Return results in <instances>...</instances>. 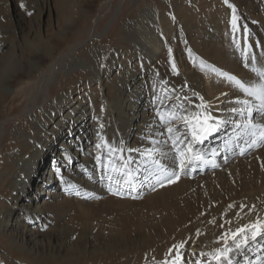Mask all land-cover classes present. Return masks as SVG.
Wrapping results in <instances>:
<instances>
[{
	"label": "rangeland",
	"instance_id": "obj_1",
	"mask_svg": "<svg viewBox=\"0 0 264 264\" xmlns=\"http://www.w3.org/2000/svg\"><path fill=\"white\" fill-rule=\"evenodd\" d=\"M110 1L106 4V0H1L0 165L12 161L14 154L19 151V147H33L34 151L30 154L37 153L38 159L29 176L36 179L42 170L48 171L44 175L45 181H47L49 172H51L50 184H52L48 188L44 184L41 185L38 178L35 180L38 186H32V183L25 185L26 191L20 198L7 199V206H5L8 208L10 204L11 214L9 225H11V230H14L15 218L18 219V217L27 214L19 222H23L26 226L30 225L27 229L31 228V232L37 231L36 234L39 232L40 235L47 236L48 239L55 234L56 240L62 243L65 240L68 252L54 253L51 251L50 245L53 240L45 241L43 237L37 238L40 250H43L45 255L44 245H46L48 248L46 256L55 257L53 258L55 264H64V261L70 257H72V264H164L165 260L171 261L175 254L173 252L170 256L169 249H173L181 242H184L182 252L185 261L194 264L195 259L200 258L201 252H194L196 256L192 258L191 243L195 240L205 239L208 225L214 227L216 224H223L224 217L229 218L228 213L233 209V204L242 203L248 195L247 193L256 187V184L253 183L255 176L253 177L254 173L250 171V163L255 161V167L264 175V142L258 143L253 149L250 147L251 150L245 152L246 145L250 144V138L242 140L241 136H247V134L239 135L240 132H238L231 140L223 143V146H219L217 151L220 154H217L215 148L210 146L205 149L209 153L203 154V151H200L206 159L214 160L216 165L222 161L225 166L219 164L217 167H212L211 164L195 162L181 173L179 180L171 184L165 183L163 187L159 186L155 180L152 181L151 187L146 192L139 191L137 187L135 191L126 189L124 196L113 195L109 192V181L107 180V183L105 181L107 177L104 175L101 179L98 176L100 170L102 173L105 171L104 164L109 159V153L103 147L101 137L109 145L123 148L124 151L121 155L125 160L135 157L139 165H142L143 162L149 164L154 178L156 167L151 161L146 160L147 152L154 148L161 150L156 153L155 158L159 159L165 168L179 170L176 158H173L174 160L169 163L166 162L171 146L163 144L161 137L167 140L165 134L161 136L158 131L159 135L156 136L155 131L144 130V128H155L160 120L158 112H164V109L161 108L156 110L150 101H161L170 94L172 95V93H161L160 83L155 81L156 79L152 82L153 90L149 89L145 82L141 85V88L144 89V96L140 97L139 102L146 98V102H149L151 107L146 108L147 113L142 118V123L132 120L131 125H134L136 129L128 133L132 127H129L128 131H126V127L123 131L122 122L120 124V122L110 121L111 117L109 116L112 110L115 111L116 117H122L124 114L120 109L122 100L113 91L115 87L118 88L117 81L122 80V77L128 81L131 78L128 76L133 72L137 74L138 68H141V63L136 57L128 59L127 56L130 53L124 52L123 47L126 44L125 37L122 35V26L126 23H138L139 18H142L140 15L145 11L153 13L158 21L167 19L172 22L175 27L174 34L179 42L178 45H173L172 41L167 44L164 41L161 45L164 46L163 50L169 51L171 48H178L177 50L182 51L181 56L185 62H188V65L204 79H207L210 75H216V71L226 72L224 69L218 68L216 64L212 65L209 61H200V59H198L201 62L198 64L200 69L193 65V55L189 49L193 38L185 41L188 33L183 32L184 28L187 32L190 29L193 32V27L190 28V26L195 23L191 21H201L203 20L202 15H207L209 9L220 8L222 9L220 13L223 11L224 14L226 32L229 37L231 36L228 43L233 55L237 53V57H239L240 54L244 56L248 54L247 50L244 52L241 50L243 45L239 46L236 39L239 43H247V48L251 47L253 54L258 55L264 51V0H250V3L259 2L258 10L251 15L247 14L250 10L249 7L246 8L247 10L239 8L234 0H228V4L225 3V0ZM21 4L24 7H21ZM229 4L236 9V15L239 18L238 31H233L231 24L233 13ZM187 7L189 10L184 14ZM29 12L32 14L29 15ZM174 14H178L179 17L173 18ZM194 15L198 16L192 18ZM16 19H23L22 21L26 24L17 28L14 26ZM28 25L30 30L29 33H26ZM245 27L249 28L247 33ZM149 29L151 30L150 27ZM160 40L163 41L161 38ZM174 44L177 42L174 41ZM113 51L118 52L115 56L117 62L109 67V57ZM197 56L201 55L197 54ZM236 59L239 63L241 62L239 58ZM55 60L61 61V64L57 67L53 80L49 83L45 93H42V84L41 90L34 91V98L29 99L23 90L27 86L33 85V82L36 83L42 74L47 73ZM121 61L122 63H120ZM175 62L180 63L177 59ZM241 63L238 66L242 68ZM178 67L181 68L180 65ZM243 68L246 70L245 78L247 75L248 78L253 77L254 81L257 79L249 64ZM180 72L183 73V71ZM231 75L246 82L237 73ZM116 78L117 80H115ZM137 86L140 87L139 84ZM168 87L175 91L176 88H180L179 90L184 96V100H179L180 102L174 106L175 110L183 107L186 111L189 110L188 112L202 111L198 107L201 104L199 99L192 102L185 101L188 95L196 93L186 88L187 84L184 85L185 90L181 86L175 87V89L171 85ZM125 88L128 91L121 97H129V102L133 103L135 100L133 99L134 91L127 85H124ZM137 92L141 93L140 90ZM151 92L152 98L148 95ZM225 95L226 93H223V96L227 97ZM62 98L63 101L59 102ZM245 98L243 94L241 99ZM58 105L59 109L53 108ZM50 107L53 110H49ZM211 109V107H207L205 110L207 114ZM214 109H220V105H216ZM72 111L77 112V116L87 115L90 121L86 122L89 126L86 128V132L82 133V128L80 137L77 136L81 145L74 153V162H70L69 168L72 171H68V175L66 174L67 168L63 167V162L61 161V165L57 164L59 162L57 153H60L61 156L65 154V160H68L70 156L67 157L68 153L72 154L74 151L73 144L77 137L71 134L69 128L72 120L67 116ZM261 118L263 117L261 116ZM233 119L242 120V118ZM176 122L178 121L174 123ZM176 126L185 129L181 121ZM239 131L243 132L244 130L239 128ZM129 134L131 136H127ZM129 138L131 139L129 140ZM18 139L22 141L17 142ZM207 139L208 136L203 144L208 142ZM153 141H161V143H151ZM215 143L222 145L220 140ZM227 143L229 147L234 146L235 151V154L230 157L233 159L228 164H226L228 161L227 152L230 151L225 149ZM63 144H67L72 150L68 151V149L62 148ZM98 144H101L102 147L97 148ZM29 148L24 154L29 151ZM129 149L135 150V153H131L130 157L126 155L129 153ZM242 149L244 150L243 154L238 155V151ZM213 152L216 153L215 156L212 155ZM97 156L102 157L100 162L97 161ZM57 158L58 160H56ZM89 161L95 163V165L92 164L93 169L83 167L84 163L90 164ZM236 165L248 171L246 178L239 177L242 176V173ZM231 166H234V171L229 172L227 169ZM218 167H222V169ZM35 169L38 170L34 171ZM70 177L73 178L71 179L72 184L77 186L67 192L60 189V184H65ZM135 180L139 187L146 185L147 179L142 175L136 176ZM76 192H79V195H76ZM16 193L13 192L14 198ZM53 194H59L57 195L59 200H52L50 196ZM60 197L62 198L60 199ZM3 199L6 201L5 197H0V207L4 203ZM34 199L38 201V206L42 205V208L44 206L48 208V213H44L45 218H43V213L38 215L36 211L35 213H29L26 209L23 211V207L34 208ZM62 199L64 202L61 203ZM52 201L60 204V209L57 212L49 209ZM230 205H232L231 208ZM0 212H2L1 208ZM30 216H34L36 219ZM35 220L36 222H34ZM20 230L23 231V228ZM0 231H2V224H0ZM261 258H264V253ZM236 259L240 260V264H245L247 261L243 256L234 258V261ZM4 261L6 264L20 262V260L10 258L0 243V264Z\"/></svg>",
	"mask_w": 264,
	"mask_h": 264
},
{
	"label": "bare ground",
	"instance_id": "obj_2",
	"mask_svg": "<svg viewBox=\"0 0 264 264\" xmlns=\"http://www.w3.org/2000/svg\"><path fill=\"white\" fill-rule=\"evenodd\" d=\"M108 1L109 0H106V4H108ZM234 1L238 5L237 7H239V8L241 7L242 9L247 10L246 8L249 7L250 10L247 13L248 15L254 14V12L258 10L257 5H259L258 4L259 2L250 3V0H234ZM0 3H1V0H0ZM188 10H189V7H187L185 11L183 10L184 14H185V12L187 13ZM221 10L222 9H220V8L209 9V12L207 15H204V16L202 15L203 20L198 21V22L191 21L192 23H195L192 26H190L191 24L189 22L190 28L193 27V32H191V29L189 32H187L186 29L184 28L183 32H185L186 34L188 33L187 34L188 37L186 38L185 41H189L191 39V37L193 38L192 39L193 43L190 45L191 48L188 47L189 49H191V52H192L191 54L193 55V60H192V62H194L193 65H195L198 69H200L198 67V64L201 62H199L198 59H200V61H206V62L209 61L210 64H212V65L216 64V66H218V68L224 69L225 72L230 73V75L237 73L242 79H244L246 81V83L247 82H253L254 81L253 77L248 78V76L246 75V78H245V74H246L245 71L246 70L243 67L247 66L248 64L250 65V67H253V61L251 58L252 56H254L256 58L255 59V66L264 67V51L260 52L258 55L253 54L251 47L247 48V43H244V42L239 43L238 39H236V43L239 44V46L243 45V49L241 48V50L243 52L245 50H247L248 54H247V56L240 54L239 57H237V53H235L233 55V53L230 51V46L228 43V40L231 39V36L229 37L228 33L226 32L227 27H226L225 21L223 20V18H224L223 11H222V13H220ZM197 12H195V13H197ZM140 16L142 17L141 18L142 20L139 18L138 23H131V24L126 23V24H124V26H122V35H124V37H125L124 42L126 44V46L123 47L124 52H126L127 54L130 53L127 56L128 59L136 57L141 63V68H138L137 74H135L134 72L131 73V75L128 76V77H131L128 81L125 79V77H122V80L117 81L118 88L115 87L113 91H114L115 95L118 94V97H120L122 100L121 101L122 103H120L121 104L120 109L122 112H124V114L122 117H116L114 114L115 111L112 110L110 113V116H109V117H111L110 121H112L113 123L120 122V124L122 122L123 123V129H122L123 131H125L126 127H127L126 131H128L129 127H132L128 131V133H130V131H132L133 129H136V127H134V125H131L132 120L139 121L140 123H142L143 122L142 118L145 117V115L147 113L146 108L151 107L149 102L148 103L146 102V98L144 101L142 99L139 102L140 97L144 96L143 95L144 89L141 88V85L143 82H145L147 87L149 89L153 90L152 82L154 79H156L155 81H158L160 83V92L161 93L162 92L172 93V95L170 94V96L166 95L167 97L162 99L161 101H159V100L158 101L155 100V102L150 101V103L153 106H155L156 110L160 109V108L164 109L163 110L164 112L165 111L171 112V111L175 110L174 106H176L177 102H180L181 100L183 101L184 96H183L182 92L179 90L180 88L179 89L176 88V91H175V90L170 89L168 87V85H171L173 87V84H175L173 87L174 89H175V87L181 86V88L185 90L184 85L187 84L186 88H189L190 91H195L196 93L192 94V95L187 94L188 96H187L185 101L192 102L195 99H199L196 95L198 93L200 97H203L204 103L207 105V107L212 108L208 112V115H210V116H212L218 120H225L228 122L230 121L229 123H226V124H223L222 126H220L218 130L213 131L211 138H210V134L207 135L208 136V139H207L208 142H206L205 144H203V143L195 144L194 148L196 151H198V152L203 151V154L209 153L208 150H205L207 146L215 148V150L217 151L219 149V146H223V143H226L228 140H231V138L236 133L240 132L239 135L244 134V131L243 132L239 131V128H236L235 125L232 123V120H235L233 118H241V117L230 112V109L232 107H239V105L236 104L235 101L237 99H241V97H243V93H241L231 82H229L226 79V77L217 76V74H216V75H210L209 77H207V79H204L195 69H193L190 65H188V62H185V60L181 56L182 51L177 50L178 48H175V49L171 48V53H170V51L163 50L164 46H161V45L163 44L164 41L166 44L169 41H172L173 45H178V42H179L177 40V37L174 34L175 27H173L172 22L168 21L167 19L162 20V21H158L155 19L154 14L149 12V11H145V13L143 12ZM197 16L198 15H194V16H192V18L197 17ZM178 17H179L178 14H174V16H173V18H176V19ZM22 20H20V19L14 20V26L19 28L20 26H22V24H26ZM149 27L151 28V30L149 29ZM247 29H249V28H247ZM29 30H30V27L28 25L26 33H29ZM116 37H117V35L115 36V38ZM160 38L163 41H161ZM237 38H238V35H237ZM174 41H176L177 44H174ZM112 53L113 54H110V57H109L110 58L109 63H108L109 67L113 66V64L115 62H117L115 60L116 59L115 56H116V54H118V52L113 51ZM197 54H199L201 56H197ZM185 57L187 58V56H184V58ZM144 58H145V60L143 61ZM236 58H239L240 61L242 62V63L240 62L241 65L243 66L242 68L239 67L240 63ZM176 59L180 63H176L175 62ZM120 63H122V61ZM173 63H175V65H176L178 74L173 73V71H172V64ZM60 64H61V61H59V60L53 61L49 70L47 71V73L42 74L40 79L36 83L33 82V85H29L25 89L23 88L24 89L23 91L28 95L29 99L34 98V95H35L34 91H40L41 90L42 84H43L42 93H45L46 89L49 86V83L53 80V77H54V74L56 73L55 71H56L57 67ZM179 65L181 66V68L178 67ZM180 71H183L184 74L181 73ZM115 80H117V78ZM138 84L140 85V87L137 86ZM124 85L129 86V89H132V91H134V94H133L134 97L133 96L132 97L135 100L133 103H131V101L129 102V97H126V96H123V98L121 97L122 95L126 94L128 91L127 88L124 89ZM36 86H38V87H36ZM34 87H36V88H34ZM137 90H140V92L142 94L137 92ZM165 91H167V92H165ZM223 93H226L225 96H227V97H224ZM148 95L150 98H152V92ZM204 97H206V98H204ZM62 101H63V98L60 99L59 102H62ZM125 105H127L126 108H128V109L123 108V106H125ZM216 105H220V109H214ZM55 107H56V109L57 108L59 109V105H58V107L54 106L53 108H55ZM53 108L50 107L49 110H53ZM152 109H154V108H152ZM77 114H78L77 112L75 113L74 111H72V113H69L67 115V116L71 117V120H72V123H71L70 128H69V129H71V134L72 135L74 134L76 137L80 134V132L82 131V128H83L82 133L86 132V128L88 126L86 122L90 121V119L87 118V115L77 116ZM263 118H261L260 115H256L255 121L257 123H264ZM236 120L239 121V119H236ZM212 122L213 121H210L209 123H212ZM178 123H179V121L176 123H173V127H177L176 124H178ZM156 125L157 126L155 128H153V127L144 128V130L155 131L156 136H158L159 132H160V133L165 134V136L168 138V134L166 132V125L162 124L160 120L158 121V123ZM88 128H89V126H88ZM178 128H179V133L185 138V142L186 143L191 142L192 137H191L189 130L186 127H185V129H180L181 127H178ZM88 132H89V129H88ZM127 136H131V134H129ZM79 137H80V135H79ZM99 137H100V135H99ZM241 137H242V140L249 137L250 143H251V139H252L251 136L247 135V136H241ZM161 138H162V141L166 140L164 137H161ZM130 139L131 138H129V140ZM143 139H145V138H143ZM217 140H220L222 142V145H218L217 143H215ZM20 141H22V140L18 139L17 142H20ZM86 141H87V139H86ZM236 141H237V139H236ZM151 143H153V142H151ZM235 143H237V142H235ZM163 144L171 146L170 141L167 144H165V143H163ZM80 145H81V142L78 141V137H77L76 141L73 144V148H74L73 153L72 154L68 153V155H67V157L70 155L68 157V160H65V157H64L65 154H63L61 156L60 153H57L58 158H59V162L57 164L61 165V161H62L63 167L67 168L66 174H68V175H69L68 171H70V172L72 171V169L69 168L70 162H74V153H76L78 151V149L80 148ZM203 145H205V147H203ZM227 145H228V143L226 144L225 149L229 150L230 152H227L228 161L226 164H228L233 159L230 157H232V155L235 154L234 146L229 147ZM165 147L168 148L167 146H165ZM28 148H29V146H24L23 148L19 147V149H18L19 151L16 154H14V158L12 161H10L8 164L2 163L0 165V197L6 198V201L3 199L4 203H2V206L0 207L2 210V212H0V224H2V231H0V243L3 245L5 250L8 252V256L10 258L20 260V262L18 264H55L54 259H53L55 257H52V255H50L52 258L46 256L48 253L47 246L44 245L45 246V255L43 254L44 251L40 250V248H39V243H37V241L39 239H37V238H41L43 236L40 235L39 232H38V234H36L37 231L31 232V230H32L31 228L27 229V227H30V225L26 226V225H24L23 222L22 223L19 222V220L21 221L23 219V217L27 216L26 213H25L26 215L20 216V217H18V219L15 218V225H14L15 229L14 230H11V225H9V219L11 217V214H10V210H9L10 204L8 205V208L6 207L7 206V199L15 200L16 198H20V196L23 195L26 191L25 185H30V183H32L33 184L32 186H35V187L38 186V185H36V181H35L38 178L40 179L41 185L44 184L48 188L51 187V185H52V184H50L51 183L50 182L51 181V172H49V175H48L49 177L47 178V181H45L44 175L47 174L48 171L42 170L41 173L38 174L36 179H34V177L29 176V174L33 170L32 167H35V163H36V160L38 159V156H37V153L30 154V153H33L32 151H34L33 147L29 148V151L26 154H24ZM62 148H66V149H68V151L72 150V148L70 146H67V144L66 145L63 144ZM251 148L253 149V147H251ZM250 150L251 149H250L249 145H246L245 152L246 151L248 152ZM59 151H61V150H59ZM169 151H170V155H168V157H167L168 158V160L166 161L167 163L173 161L174 160L173 158H176L174 155L175 154L174 151L171 150V147L169 148ZM131 153H135V150L131 151V152L129 151V153H128L129 155L128 154H126V155L130 157V156H132ZM216 153L220 154V152H218V151ZM261 153H262V151H261ZM237 154L241 155V151H238ZM256 154H258V153H256ZM155 156H156V154H155ZM58 158L56 160H58ZM118 159H119V157H118ZM146 160L151 161V159L148 157L146 158ZM89 162H90V164L82 162V163H84L83 167H85V168L91 167L93 169L92 164L95 165V163L92 161H89ZM254 163H255V161L250 163L249 166H250V171L252 173H254V175L252 174L253 177L255 176V179H253L255 181L253 183L256 184V187L254 189L252 188L250 190V192L247 193L248 194L247 196L243 192H240L241 194L243 193L246 196V198H244L245 200L240 204H236V203L233 204V209L231 210L230 213H228L229 218L224 217L225 222L223 224H216L214 227H212L211 225H208V230L205 234L207 236L205 237V239L201 240V241L195 240L194 242L191 243L192 247H190V248H191L192 253L198 252V251L205 252V253L212 252L216 248L222 246V241L220 243H217V240L224 232L228 231L229 229L234 231L237 227H240L243 224L253 222V221H255L257 216H259L260 218H264V177H263L264 175H262V173L259 172L257 167H255L256 163L255 164ZM219 164L222 165L223 162L220 161ZM219 164H217V165H219ZM129 166L134 171V173H136V176H138V175H142L144 177L148 176V179L146 180V183H145L146 185H144L143 187H142V185L139 187V184L137 185V183H138L137 180H135V183H136L139 191L143 190V192H146L147 189L151 187L152 181L154 182L156 180L154 178V176L152 177V175H149V173H152L151 166L149 164H147L146 162H143L142 165L141 164L139 165V162H138V160L135 159V157L131 159V163ZM223 166H225V165L223 164ZM233 167L234 166H231L227 170L229 172H231V170H233ZM236 167L242 173V176H239V177L242 179L246 178L247 177L246 172H248V171L239 167L238 165H236ZM218 168H220V167H218ZM104 169H105V171L103 173H102V170H100V173L98 174V176L101 179L104 175H105V177H107V175H106L107 170L105 167H104ZM220 169H222V167ZM36 170H38V169H35L34 171H36ZM260 171H262V170H260ZM98 172H99V169H98ZM95 174L97 176V170H96ZM72 176L74 177V175H72ZM71 177L67 179L65 184H60V189H64V191L67 192L69 190V185H72L73 186L72 188L77 186L76 184H72L71 179H73V178H71ZM105 181H106V183L108 182L107 179H105ZM250 186H251V184H250ZM14 191L17 192L15 194V198L13 197ZM125 194H126V192H125ZM57 195H59V194H57ZM57 195L53 194L50 197L52 198V200H59V198H57ZM128 195H129V193H128ZM61 198L62 197H60V199ZM159 199H161V198H159ZM62 202H64L63 199L61 200V203ZM34 203H35L34 208L31 206L28 208L23 207V211L25 209L29 213H35V211H36L38 213V215H41L42 213L44 214L45 212H46V214L48 213V211H47L48 208L45 206H44V208H42V205L38 206L37 205L38 201L36 199H34ZM155 203L157 204V201ZM50 204H52L49 206V209L51 211L57 212L60 209L59 203H54L52 201ZM241 205L245 206L243 211H241V207H240ZM253 206H255L254 209H253ZM166 207L168 208V206H166ZM62 209H63V207H62ZM30 217H34V216H30ZM43 218H45V214H44ZM34 219H36V217H34ZM226 221H231V223L230 224L226 223ZM34 222H36V220ZM27 223H25V224H27ZM221 225H223V227H221ZM20 228H23V231H21ZM35 234H36V236H35ZM217 235H219V236H217ZM214 236L215 237L217 236V237L215 238ZM46 237L47 236L43 237V239L45 241L46 240L47 241L53 240V243L50 244L52 252L53 251H54V253L68 252L66 249L68 247V245H66L65 240L63 243L60 241L62 243L61 244L59 242V240H56L55 234L53 237H51V238L49 237V239ZM34 240H36V241H34ZM261 243H264V241H262ZM40 244H41V242H40ZM42 246H43V244H42ZM263 253H264V248H261L259 244H252L250 246V248L247 250L246 255H237L234 258H239V257L243 256L247 261L250 260L253 262V264H255V262L257 260L261 259V255L263 256ZM193 257L194 256H192V258ZM71 259H72V257H70V259L65 260L64 264H72ZM207 259H208V257L202 258V260H207ZM1 264H6V262L4 261ZM213 264H214V262H213Z\"/></svg>",
	"mask_w": 264,
	"mask_h": 264
},
{
	"label": "snow or ice",
	"instance_id": "obj_3",
	"mask_svg": "<svg viewBox=\"0 0 264 264\" xmlns=\"http://www.w3.org/2000/svg\"><path fill=\"white\" fill-rule=\"evenodd\" d=\"M228 4V0H225ZM232 9V28L233 31H238V17L236 15V9L231 4L228 5ZM21 7H24L21 4ZM31 15L32 13H28ZM247 28L245 27V32L247 33ZM171 53V50H169ZM255 57H252L253 67L252 71L256 74L257 79L253 82H243L234 75L228 73H223L216 71L219 76H224L231 82L239 91H241L245 99H237L235 101L239 107H232L230 109L231 113H234L242 118V120H233L232 123L236 128H242L244 133L251 136V143L249 147H255L258 143L264 142V123H257L255 121V116L260 115L264 117V67L255 66ZM173 73H177V68L175 63L172 64ZM178 74V73H177ZM201 100V104L198 106L202 111L198 112H188L183 107L173 110L171 112H158L160 121L162 124L166 125V132L168 134L167 140L163 143L167 144L171 142V150L174 151L176 160L178 161L179 170H168L163 166L159 159L155 158V154L160 152L159 148L151 149L147 152V157L151 159V162L156 167L155 178L159 186L163 187L165 183L171 184L180 179L181 173L185 172L186 169L195 162H202L205 164H211L212 167H217L214 160H208L205 156L196 151L194 148L195 144H201L207 138V135L211 132L219 129L223 124L228 123L225 120H218L207 114L205 111L207 105L203 102V97L196 94ZM175 121H181L184 124L192 137L191 142H185V138L179 133L178 127H173ZM213 121L212 123H209ZM103 127V125H101ZM163 135V133H160ZM103 147L109 153V159L105 163L104 167L107 170V180L108 191L113 195L124 196L125 189L135 191L136 190V173L130 168L131 158L125 160L121 155L124 151L123 148H118L113 145H109L103 137ZM154 144H160L161 141H153ZM102 145L98 144L97 148H101ZM129 151H133L129 149ZM244 150H241L243 154ZM215 152L212 153L215 156ZM119 156V159L117 157ZM101 156H97V161L100 162ZM153 175V173H149ZM148 179V176L144 177ZM73 186L69 185V190ZM79 195V192H76ZM135 198V197H134ZM230 208L232 205L229 206ZM241 211L244 209V205H241ZM255 206H253L254 209ZM251 211V210H250ZM239 215V214H238ZM226 223H231V221H226ZM223 227V225H221ZM222 241V246L216 248L212 252H201L199 254L200 258L195 259L194 264H240V260L234 257L237 255H246L247 250L252 244H259L261 248H264V218L257 216L255 221L243 224L237 227L234 231L229 229L224 232L217 240V243ZM184 248V242L177 244L173 249H169V255L172 256L175 253L171 261L165 260L164 264H191V262H186L183 256L182 249ZM196 254L193 253V256ZM208 257L207 260H202V258ZM245 264H253L252 261H245ZM255 264H264V258H261L255 262Z\"/></svg>",
	"mask_w": 264,
	"mask_h": 264
}]
</instances>
